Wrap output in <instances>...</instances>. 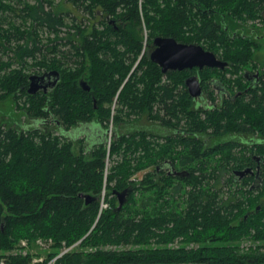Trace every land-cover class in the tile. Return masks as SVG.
I'll return each instance as SVG.
<instances>
[{"label": "trees", "instance_id": "16d2710c", "mask_svg": "<svg viewBox=\"0 0 264 264\" xmlns=\"http://www.w3.org/2000/svg\"><path fill=\"white\" fill-rule=\"evenodd\" d=\"M40 1L24 2L20 25L0 26V45L10 35L21 42L0 59V262L264 264V245H238L264 243V82L208 111L192 105L189 71L163 74L143 52L157 36L201 45L227 62L199 72L205 89L209 80L246 89L264 0H66L86 15L71 23L62 4L45 11ZM11 9L0 0V15ZM39 27L53 33L50 55L40 52ZM26 66L60 79L29 95ZM143 118L152 133L124 130ZM158 122L169 135L155 134ZM252 155L260 160L254 188L234 175L253 166ZM38 240L49 244L44 259L21 253Z\"/></svg>", "mask_w": 264, "mask_h": 264}, {"label": "water", "instance_id": "95a60500", "mask_svg": "<svg viewBox=\"0 0 264 264\" xmlns=\"http://www.w3.org/2000/svg\"><path fill=\"white\" fill-rule=\"evenodd\" d=\"M152 44L154 50L150 53L149 58L152 62L161 67V71L166 73L169 70H183L187 68L209 67L211 69L217 68L223 70L227 67V62L220 60L211 52L206 51L201 45L186 44L177 42L172 37L157 36L153 39ZM247 72L245 73V75ZM60 79L58 71H47L42 74H32L29 76V85L27 93L34 95L39 91L47 92L53 89ZM79 86L84 91H89V86L84 80L79 82ZM185 86L192 98H198L202 94V88L196 76L188 77L185 80ZM234 175L237 180L243 179L246 175H255V182L250 188L258 187L257 181H261L259 167L254 171L251 167H246L242 170H234ZM82 196V195H81ZM128 191H122L117 194L118 208L127 201ZM85 204L91 201L89 195H84Z\"/></svg>", "mask_w": 264, "mask_h": 264}, {"label": "rangeland", "instance_id": "374dc122", "mask_svg": "<svg viewBox=\"0 0 264 264\" xmlns=\"http://www.w3.org/2000/svg\"><path fill=\"white\" fill-rule=\"evenodd\" d=\"M5 2L9 3V5L12 7V9L8 10L7 12L2 13L0 15V17H1L0 26L3 28H7L8 22H12L15 25H20L23 22L24 15L26 14L25 11L23 10L24 9V2L28 3L29 5H33V4L36 5L38 3L37 0H10V1L5 0ZM49 2H51V3H49ZM40 3L43 6L45 11H49L51 8H54L55 6L62 4L64 10L69 12L68 15L66 16V20H65V21H67V23H71V20L74 17H78V18H82V17L85 18L86 17V15H84L81 11H77L66 0H41ZM31 23L32 24L35 23V21L32 18L26 20V22H25L27 27ZM256 23H258V22H256ZM256 23H255L254 27L256 29H258L259 27L256 26ZM243 25L247 29L249 27H253V25H251V23H247V24H243ZM245 25H247V26H245ZM58 29L60 31L59 36L62 38H65L66 33L68 32V27L62 26V27H58ZM38 31H39V39H40V43H39L40 52L50 55L51 53H49L48 47H51V45L54 44L50 40V39H53V33H50L45 27H43V28L39 27ZM143 35L145 37L146 32H144ZM9 41L10 42H7V41L1 42L2 43L0 45V59L1 60L7 61L9 58H13L14 53H15L14 49L16 48L17 43H21V42H19V39L17 38V36H14V35H10ZM57 42H59V41H57ZM64 42H65V40H63L61 42L60 48L63 50H66L67 47L63 46ZM146 43L147 42L145 41V44ZM37 56H40V54L38 53ZM262 60H264V38L260 40V46L257 49V51L255 52V58H254L253 63L257 64V63L261 62ZM31 61H32V59H30V58L25 59V62L27 63V65L30 64ZM16 65H17V63H14V66H16ZM26 67H29V66H26ZM28 73H29V75L41 74L42 70H38L36 68L29 67ZM0 105H1L0 111H3L6 109L5 104H0ZM8 109H10L9 106H8ZM17 113H19V110H15V112L13 111V114H17ZM0 115H1V113H0ZM4 117L6 120L9 119L6 117V115ZM17 119H19L21 121L24 120L23 117H19V116L17 117ZM134 128H142V129H146V130H151L153 128V125H151L150 122H148L144 118L139 120L138 122L128 123V124L124 125L125 131H128V130L130 131V130H133ZM70 133L73 135L76 134V132L74 130ZM107 133H108V135L110 134L109 132H107ZM241 141L244 143H247V142L249 143L251 141V139L241 138ZM107 165L109 166V163H107ZM142 173L139 175H142ZM103 207H105V205H103ZM174 245L177 246V245H179V243L177 242ZM238 245L242 249H247L250 247H252L254 249V248L258 247L259 245H264V243L254 242L251 239H243L238 243ZM48 246H49V244L39 245L36 242V247H33L32 249H22L20 251H21V253L25 254L26 251L29 250L30 252L39 255V259L34 258L35 261H41L42 259H44L46 257V255L50 251V248ZM48 264H52V262H50Z\"/></svg>", "mask_w": 264, "mask_h": 264}, {"label": "flooded vegetation", "instance_id": "af4514ba", "mask_svg": "<svg viewBox=\"0 0 264 264\" xmlns=\"http://www.w3.org/2000/svg\"><path fill=\"white\" fill-rule=\"evenodd\" d=\"M261 16L262 18H259V22L256 24V26H258V29L252 30V35L254 37V42H256V44L258 43L260 45V40L264 38V23H262V20H264V11L261 12ZM154 39V38H153ZM151 43L148 44L147 46H145V48L143 49V52H146L147 57L149 59L150 62H152L149 58L150 53L154 50V46ZM142 52V53H143ZM218 58V57H217ZM264 60H262L261 62L256 64V68H252V66L247 67L244 72H243V77H244V82L247 85L246 89H240V90H231V89H223L218 82H212L211 80H209L207 83L210 85L209 88L205 89V85L203 84L201 78L199 77V72H201L204 68H209V67H203L201 69L197 68V67H193V68H187V69H183L181 71L187 70L189 71V74L187 75V77L185 78V80L188 77L191 76H196V78L199 81V84L201 86V90H202V94L200 97L198 98H192L187 90V87L185 86V80H184V87L187 91L188 96L190 97L191 101H192V105L194 107H200V108H205L206 110L210 111L213 110L217 107L222 106L229 98L232 100L235 99V97L239 96L242 97L244 94H247L249 92V90L254 91L257 90V88L261 87L263 82H264V69L260 66V64L263 62ZM154 63V62H152ZM156 64V63H154ZM158 67L159 65L156 64ZM161 70V67H159ZM211 69V68H210ZM217 69V68H214ZM220 70V69H219ZM171 71H179V70H169L168 72ZM162 72V71H161ZM247 72V74L245 75V73ZM163 73V72H162ZM165 74V73H163ZM212 108V109H211ZM145 119V118H144ZM146 120V119H145ZM148 121V120H147ZM149 122V121H148ZM151 124V122H150ZM146 130V129H143ZM148 131V130H146ZM153 130L149 131L152 133ZM171 129L163 127V126H159V122L156 124V135L159 136H166L169 135ZM252 159L254 160L255 158H257L255 155H252ZM259 158L255 159L253 161V166H251V168L256 171L257 168L259 167ZM162 169L168 171V164L163 161L161 163ZM181 169H177V171H180ZM247 177H251L253 183L255 182V175H246ZM244 177V179H245ZM259 180V179H258Z\"/></svg>", "mask_w": 264, "mask_h": 264}, {"label": "built area", "instance_id": "2783aa9c", "mask_svg": "<svg viewBox=\"0 0 264 264\" xmlns=\"http://www.w3.org/2000/svg\"><path fill=\"white\" fill-rule=\"evenodd\" d=\"M21 244H22V246H25V245H26V242H25V241H22ZM37 244H39V245H44L45 243H43L42 241L38 240V241H37ZM0 264H4V262L1 261Z\"/></svg>", "mask_w": 264, "mask_h": 264}]
</instances>
